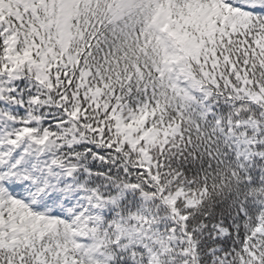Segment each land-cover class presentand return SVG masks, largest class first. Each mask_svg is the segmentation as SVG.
Listing matches in <instances>:
<instances>
[{
    "label": "snow or ice",
    "instance_id": "6c2138e0",
    "mask_svg": "<svg viewBox=\"0 0 264 264\" xmlns=\"http://www.w3.org/2000/svg\"><path fill=\"white\" fill-rule=\"evenodd\" d=\"M0 264H264V0H0Z\"/></svg>",
    "mask_w": 264,
    "mask_h": 264
},
{
    "label": "rangeland",
    "instance_id": "374dc122",
    "mask_svg": "<svg viewBox=\"0 0 264 264\" xmlns=\"http://www.w3.org/2000/svg\"><path fill=\"white\" fill-rule=\"evenodd\" d=\"M204 23H205V17H204V13L199 9V8H191L187 11V15L184 16V24L187 25H198L201 28L204 27ZM211 24L209 23L208 27L209 29H211ZM135 126H134V130H135ZM146 136H149V139H152V135L150 136L149 134H147ZM183 199L185 200V207H189V206H193V201L191 199L186 198L185 196H183Z\"/></svg>",
    "mask_w": 264,
    "mask_h": 264
},
{
    "label": "trees",
    "instance_id": "16d2710c",
    "mask_svg": "<svg viewBox=\"0 0 264 264\" xmlns=\"http://www.w3.org/2000/svg\"><path fill=\"white\" fill-rule=\"evenodd\" d=\"M183 22H184V18H183ZM187 25V24H186ZM192 25H195V24H192ZM255 95V94H254ZM250 99H252V97L250 96L249 97ZM256 99L257 100H259L260 98L257 96L256 97ZM151 117H148V119H150ZM135 128L136 129H138V128H143V121L142 120H140V121H137L136 122V125H135ZM176 129H172V130H170L169 131V134L171 135L172 134V132L173 131H175ZM151 132V130H149V132H146L145 133V136L147 135V134H149ZM155 134L153 133L152 134V137L154 136ZM198 190H200L199 189V186H197V189H187L186 190V193L184 194V196L186 197V198H188V199H191L192 201H193V206H195L197 203H199L200 201H199V197L197 196V191ZM187 192H190L191 193V195H187Z\"/></svg>",
    "mask_w": 264,
    "mask_h": 264
}]
</instances>
